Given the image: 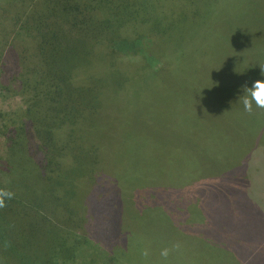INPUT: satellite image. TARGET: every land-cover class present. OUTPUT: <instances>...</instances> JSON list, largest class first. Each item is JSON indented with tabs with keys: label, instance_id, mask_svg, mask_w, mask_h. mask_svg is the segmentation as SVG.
<instances>
[{
	"label": "trees",
	"instance_id": "trees-1",
	"mask_svg": "<svg viewBox=\"0 0 264 264\" xmlns=\"http://www.w3.org/2000/svg\"><path fill=\"white\" fill-rule=\"evenodd\" d=\"M18 1L19 20L25 19L20 30L29 32L32 50L21 58L15 83L8 84L13 87L11 94L18 97V107L0 111V190L15 193L0 207V239L14 238L33 246L30 264H117L107 255L126 236L121 219L139 215L144 200L146 206L163 210L154 214L163 224L162 242L183 243L182 237L191 234L190 223L202 219L188 196H198L200 189L192 187L208 176L206 168L210 176L220 173L212 180L219 182L234 176L225 172L243 171L258 158L264 163L261 126L255 135L244 131L248 137L236 145L249 148L247 142L253 144L254 149L263 150L258 158L248 152L235 153L237 157L230 146L229 153L199 157L197 166L204 167L202 172L179 181L173 175L167 186L158 183L150 169L137 182L130 180L131 185L119 182L102 164L103 124L114 121L106 112L112 107L109 94L117 93V87L125 89L114 77L120 76L124 64L158 75L187 64L182 59L198 58L187 47L186 36L202 11L194 9L187 17L182 10L169 11L177 3L164 5L159 0ZM185 1L194 5L192 0ZM165 34L171 39L167 49L160 45ZM235 49L241 62L233 66L238 74L232 78V87L247 94L256 81L264 80L261 45L250 39L237 43ZM170 58L176 66L168 64ZM202 104V100L197 105L193 102L194 115L201 121L209 117L201 112ZM262 111L253 105L250 118L264 123ZM151 196L158 199L151 200ZM172 199L185 200L189 209L193 207L180 213L177 232L164 225L163 213L169 215L172 204L163 203ZM188 212L194 219L186 216ZM109 213L112 220L107 218ZM20 256L26 254L17 250V260Z\"/></svg>",
	"mask_w": 264,
	"mask_h": 264
},
{
	"label": "rangeland",
	"instance_id": "rangeland-1",
	"mask_svg": "<svg viewBox=\"0 0 264 264\" xmlns=\"http://www.w3.org/2000/svg\"><path fill=\"white\" fill-rule=\"evenodd\" d=\"M159 1L164 5L177 3L175 7H168L169 11L182 10L187 17L194 9L202 11L201 19L190 26L186 36L187 47L194 50L198 58L186 60L179 56L187 64L158 75L124 64L120 76L114 77L125 89L117 87V93L109 94L112 107L106 112L114 121L103 124L106 148L102 164L119 182L126 180L129 185L130 180L137 182L147 169L157 174L162 186L169 185L173 175L178 181L192 177L204 169L197 166L199 157L229 153L231 147L234 154L248 152L254 158L263 153L248 142L249 148L236 147L237 141L248 137L244 131L255 135L264 123H255L244 111L241 98L246 94L232 87L235 84L232 78L238 74L233 66L241 62L235 54L237 43L256 40L261 45L260 57H264V0H192L194 5L185 0ZM20 4L18 0H0L2 112L18 107V97L11 94L13 87L9 88L8 84L11 80L15 83L21 71V58L32 50L29 32L20 30L25 20H19ZM165 37L160 45L167 49L171 39L167 34ZM168 64L176 66L171 58ZM239 73L244 72L239 70ZM201 100L204 105L200 107L201 112L209 116L203 121L195 117L193 105ZM206 172L208 176L192 187L195 191L200 189V195L188 196L202 219L190 223L191 234L182 237L183 243L162 242L163 224L154 214L163 210L158 206H146L144 200L139 215L121 219V226L127 228L126 236L122 235V243L107 245L112 246L107 258L114 259L117 264H239L234 252L244 264H264V163L258 158L243 171L225 172L234 176L219 182L212 180L220 173L210 176L207 168ZM254 178V183L242 182ZM149 199L157 200L158 197ZM163 204H172L167 211L169 215L163 213L164 225L177 232L175 226L181 225L180 213L186 212L189 205L177 199ZM186 214L195 216L192 212ZM109 215L107 218L112 220ZM165 233L170 234L167 229ZM33 249L21 240L0 239V264H30L29 253ZM17 250L26 257L20 256L17 260ZM164 252L166 256L162 255Z\"/></svg>",
	"mask_w": 264,
	"mask_h": 264
},
{
	"label": "clouds",
	"instance_id": "clouds-1",
	"mask_svg": "<svg viewBox=\"0 0 264 264\" xmlns=\"http://www.w3.org/2000/svg\"><path fill=\"white\" fill-rule=\"evenodd\" d=\"M243 109L247 113H252L253 105L258 109H264V80H258L253 85L252 89L247 90V94L241 98ZM15 193L8 190H0V207L5 205V202L14 198ZM167 255V252L162 253Z\"/></svg>",
	"mask_w": 264,
	"mask_h": 264
}]
</instances>
